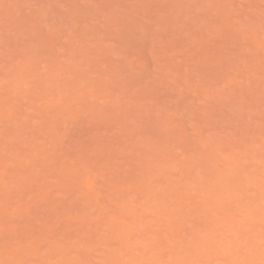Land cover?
<instances>
[{
  "label": "rangeland",
  "instance_id": "obj_1",
  "mask_svg": "<svg viewBox=\"0 0 264 264\" xmlns=\"http://www.w3.org/2000/svg\"><path fill=\"white\" fill-rule=\"evenodd\" d=\"M0 264H264V0H0Z\"/></svg>",
  "mask_w": 264,
  "mask_h": 264
}]
</instances>
